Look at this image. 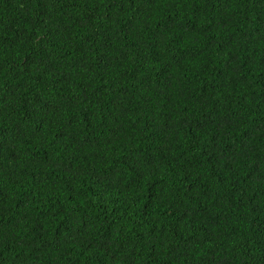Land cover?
Returning a JSON list of instances; mask_svg holds the SVG:
<instances>
[{"label": "trees", "instance_id": "1", "mask_svg": "<svg viewBox=\"0 0 264 264\" xmlns=\"http://www.w3.org/2000/svg\"><path fill=\"white\" fill-rule=\"evenodd\" d=\"M0 264H264V0H0Z\"/></svg>", "mask_w": 264, "mask_h": 264}]
</instances>
